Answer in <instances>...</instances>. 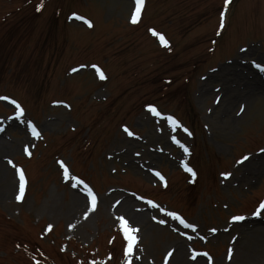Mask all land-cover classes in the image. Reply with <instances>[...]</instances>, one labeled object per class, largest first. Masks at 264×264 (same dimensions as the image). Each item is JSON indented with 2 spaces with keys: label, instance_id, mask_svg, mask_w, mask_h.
<instances>
[{
  "label": "rangeland",
  "instance_id": "1",
  "mask_svg": "<svg viewBox=\"0 0 264 264\" xmlns=\"http://www.w3.org/2000/svg\"><path fill=\"white\" fill-rule=\"evenodd\" d=\"M146 1L149 6L138 27L128 24L130 0H0V37L21 21L24 31L43 4L36 29L29 27L22 40L20 55L33 53V59L41 55L47 85L53 76L49 94H54L31 97L23 79L16 80L11 73H4L0 83V97L21 101L30 113L28 119L0 101L4 147L0 154L7 157L3 166L7 160L25 164L22 147L34 152L25 164L30 181L22 200H15L12 190L4 198L0 184V223H7L0 225V264H125L127 241L117 218L128 220L127 208L135 203L146 208L136 196L152 198L160 207L149 209L153 213L146 219L148 225L135 227L132 264H165L167 250L183 239L178 233L186 239L193 234L165 212L181 214L198 225V239L185 247L184 264L193 255L204 264H254L252 227L242 222L264 196V168L249 185L243 177L246 160L239 161L264 156V97L246 107L233 105L227 114L217 103L236 71L244 75L248 65L263 77L255 64L264 65V0H231L225 10V0ZM63 3L65 15L75 9L88 11L84 14L96 33H87L93 27L86 30L76 24L82 30L74 29L73 39L70 26L75 22L69 18L63 40L59 42L61 35L52 40L55 33L49 36L50 29L65 20L54 16L53 24L52 14ZM222 13L224 24L228 14V25L220 36L223 28H217V21ZM148 26L156 28L147 33ZM153 31L167 36V47L156 45ZM90 40L97 42L88 46ZM92 63L104 65L108 76L100 80L90 67H81ZM9 65L13 68L15 63ZM114 98L117 113L105 118L98 114ZM148 106L162 118L150 115ZM169 115L197 121L199 128L190 135L173 130L165 121ZM95 117L99 124H92ZM29 122L43 133L37 143L24 140L27 131L22 127H29ZM125 128L133 135L128 136ZM204 150L219 160L212 162L220 165L216 184L208 177L212 164L202 162ZM56 160L72 168L70 181L82 180L93 188L95 210L75 208L70 182L60 181ZM180 161L194 166L197 178L186 175ZM154 171L167 177V185L153 179ZM187 184H193L196 203L184 202L180 194ZM190 196L192 200L195 194ZM237 215L245 219L234 222Z\"/></svg>",
  "mask_w": 264,
  "mask_h": 264
},
{
  "label": "bare ground",
  "instance_id": "2",
  "mask_svg": "<svg viewBox=\"0 0 264 264\" xmlns=\"http://www.w3.org/2000/svg\"><path fill=\"white\" fill-rule=\"evenodd\" d=\"M247 73L244 75L240 70V74L238 71L234 74V78L230 81L228 80V85L225 83L224 89L221 91L220 95V102L218 106L221 104V108L227 114L230 111L231 106L235 105H248L249 103H253L256 100L261 99L264 97V81L263 78L258 76L256 72H253L250 67L247 65ZM240 87V89H239ZM202 88V86H201ZM203 91L200 90V94ZM207 94V92H204ZM3 144L0 142V153L3 150ZM5 155L0 154V184L3 187V194L4 197L7 196L10 192V188L14 185V179L11 177L10 171L3 166L4 164L1 160ZM244 168L246 170V174L243 175L245 181L249 182V185L258 177L264 168V156L258 159L249 158L245 164ZM250 169V170H249ZM241 180V179H240ZM71 196L74 197V202L78 203L75 204V208L78 209L82 206L83 198L80 194L71 191ZM80 205V206H79ZM134 209L130 210V206L127 208L128 216L132 222L139 224L141 226L148 225L146 221L147 212H134ZM259 218V217H258ZM254 220V219H252ZM251 224V231L253 232L252 237L254 238V248H253V256L255 258L254 264H263V251H264V225L260 223L259 220H254L250 222ZM175 250H172V262L184 264L183 262V250L184 244L172 246ZM201 261H196L190 264H204L200 263ZM171 263V262H170ZM187 264H189L187 262Z\"/></svg>",
  "mask_w": 264,
  "mask_h": 264
},
{
  "label": "snow or ice",
  "instance_id": "3",
  "mask_svg": "<svg viewBox=\"0 0 264 264\" xmlns=\"http://www.w3.org/2000/svg\"><path fill=\"white\" fill-rule=\"evenodd\" d=\"M144 2H145V0H135L136 7H135L134 13L132 14V19H131V22L133 24L138 22L139 17H140V13H141V9H142V7L144 5ZM230 2H231V0H225V5L227 6ZM42 7H43V4L39 5L37 7V11H39ZM78 18H80V17H78ZM80 19H83V18H80ZM85 22L87 23V21H85ZM89 26H91V25H89ZM223 26H224V15L222 13L221 14V28H223ZM153 35H159V34L156 33L155 31H153ZM160 40H161L162 44H164L165 47L168 46L167 42L164 40V38L162 36H160ZM255 66L260 71H264V65L255 64ZM93 67H95V66H93ZM97 71H98V74L100 76V79H104L105 77H104L103 73L99 72V69H97ZM0 99H7V98L0 97ZM11 103L15 104L16 109L19 110V115H23V109L21 108V106L18 103H16L14 100L11 101ZM147 110L149 112H151L153 115H156V116H160L161 115L156 110V108L153 107V106H148ZM165 119L170 121L173 130H175V129L180 127L179 122L176 121L173 117L169 116V117H165ZM29 127L31 128L32 134L34 136H38L39 135V133L37 132L36 127L34 125H31L30 122H29ZM124 131L127 132L130 136L133 135L127 128H125ZM183 131L187 132L188 130L187 129H183ZM189 135H190V133H189ZM173 140H174L175 143L180 145V147H182L185 152H188L187 147H185L184 145L180 144L179 140H176L175 137H173ZM248 159H249L248 156H244L242 158V160L239 161V163H243L245 160H248ZM60 164H61V167L64 168L65 176H67L68 175L67 167L63 164V162H60ZM184 167H185L186 171L191 172L192 175L195 176V173L192 171L191 168H188L186 164L184 165ZM156 175L159 176V173H156ZM228 176H230V174H225V178H227ZM160 178L163 179V177H160ZM19 181H20V183H19V195L17 196V200H22L23 196H24V192H25V176H24V173H23L22 170L19 171ZM76 184L77 185L83 184L84 189H85L86 200L88 198H90L91 207H92L93 210H95V207H96V204H97V198H96V195L94 194L93 190L86 183H84L82 180H78L77 179L76 180ZM148 204H150L154 208L158 207V205H156L152 201H148ZM161 211H163V209H161ZM262 211H264V201H261L259 203V207L255 210L254 214L259 216ZM165 215L171 217L174 220L179 221V223L182 224L185 228H192L193 231L196 230L193 225L185 223V221L178 214H176L174 212H165ZM86 216H87V213H86ZM117 219L120 221V228H121V231L123 233V238H124L125 241H127L126 246L124 247V250H123V255L126 258L125 259V264H132L133 249H134L135 244L137 243V239H136L135 233L138 231V229L135 228V227H131L129 225L128 221L126 219H124V217H122V216L118 217ZM244 219H245L244 216H239V215L234 216L232 218V220L234 222L243 221ZM159 222L162 223V224L166 223L165 220H160ZM212 231L214 232L216 230L213 229ZM189 239H191V237H189ZM169 255H171V253ZM203 255L207 256L208 254L207 253H203ZM195 258H196V256L193 255L192 259H195ZM109 259H111V257H109ZM37 264H38V262H37ZM92 264H97V262L93 261Z\"/></svg>",
  "mask_w": 264,
  "mask_h": 264
}]
</instances>
